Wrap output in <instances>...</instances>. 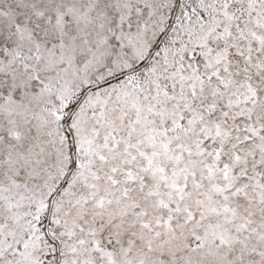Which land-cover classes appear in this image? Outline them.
Listing matches in <instances>:
<instances>
[{
    "label": "snow or ice",
    "instance_id": "snow-or-ice-1",
    "mask_svg": "<svg viewBox=\"0 0 264 264\" xmlns=\"http://www.w3.org/2000/svg\"><path fill=\"white\" fill-rule=\"evenodd\" d=\"M0 264H264V0H0Z\"/></svg>",
    "mask_w": 264,
    "mask_h": 264
}]
</instances>
